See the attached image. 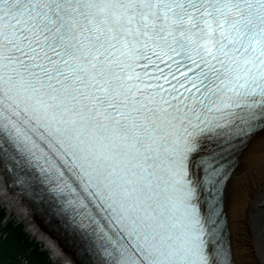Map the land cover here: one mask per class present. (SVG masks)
<instances>
[{
	"label": "snow or ice",
	"instance_id": "obj_1",
	"mask_svg": "<svg viewBox=\"0 0 264 264\" xmlns=\"http://www.w3.org/2000/svg\"><path fill=\"white\" fill-rule=\"evenodd\" d=\"M0 173L81 264H236L264 237L235 195L264 185V0H0Z\"/></svg>",
	"mask_w": 264,
	"mask_h": 264
},
{
	"label": "bare ground",
	"instance_id": "obj_2",
	"mask_svg": "<svg viewBox=\"0 0 264 264\" xmlns=\"http://www.w3.org/2000/svg\"><path fill=\"white\" fill-rule=\"evenodd\" d=\"M235 195L238 200L244 202H247L248 198L251 197V202L255 207L264 208V185H261L259 181L242 191L238 190ZM0 203L6 205V211H13L15 218L20 222L27 223L30 230L32 229L34 234L39 236L40 242L48 250L58 252L57 255L66 262L65 264H81L82 258L77 253L73 238L63 232L61 233L58 228H54V231L51 228H45L40 222V217H43L42 213L35 209L34 204L9 187L8 181L2 173H0ZM44 222L50 224L46 217H44ZM237 231L238 229H234V241ZM248 244L254 249L251 254L243 247L234 249L236 264H264L263 237L258 235L253 241H248Z\"/></svg>",
	"mask_w": 264,
	"mask_h": 264
},
{
	"label": "trees",
	"instance_id": "obj_3",
	"mask_svg": "<svg viewBox=\"0 0 264 264\" xmlns=\"http://www.w3.org/2000/svg\"><path fill=\"white\" fill-rule=\"evenodd\" d=\"M1 231L6 235L7 244L0 241V264H18V261L13 259V253L16 254L17 251L25 258L26 264H52L42 252L36 251L31 244L29 247H25L26 241L16 225L7 223Z\"/></svg>",
	"mask_w": 264,
	"mask_h": 264
},
{
	"label": "rangeland",
	"instance_id": "obj_4",
	"mask_svg": "<svg viewBox=\"0 0 264 264\" xmlns=\"http://www.w3.org/2000/svg\"><path fill=\"white\" fill-rule=\"evenodd\" d=\"M0 205H3V206H4L3 203H0ZM5 206H6V205H5ZM7 213H9L10 216H12L13 219L18 220L17 218H15L16 216H15V214H14L13 211L8 210ZM18 221H19V220H18ZM21 224H23L25 228H27V229L29 228L28 225H27V223L21 222ZM33 236H34L35 239L37 238L38 240H40V238H39V236H38L37 234H34ZM37 239H36V240H37ZM263 243H264V237H263ZM55 256H56V253H55ZM53 259H54L56 262H58V260H59V258H56V257H53Z\"/></svg>",
	"mask_w": 264,
	"mask_h": 264
}]
</instances>
